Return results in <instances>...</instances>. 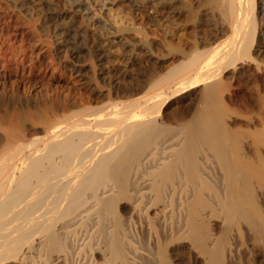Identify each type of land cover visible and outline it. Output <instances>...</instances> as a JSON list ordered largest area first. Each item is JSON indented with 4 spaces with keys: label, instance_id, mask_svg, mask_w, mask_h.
Returning <instances> with one entry per match:
<instances>
[{
    "label": "bare ground",
    "instance_id": "obj_1",
    "mask_svg": "<svg viewBox=\"0 0 264 264\" xmlns=\"http://www.w3.org/2000/svg\"><path fill=\"white\" fill-rule=\"evenodd\" d=\"M194 1L197 12H187L201 23L208 9L213 34L177 41L181 61L162 75L156 69L149 92L123 86V101L53 122L0 90V264H264V94L246 93L264 81V1ZM80 2L72 0L74 9ZM49 6L0 0L1 85L18 61L32 62L18 21L46 22ZM51 19L64 24L55 31L62 46L75 17L59 11ZM69 63L61 67L77 73ZM109 72L92 79L106 83Z\"/></svg>",
    "mask_w": 264,
    "mask_h": 264
},
{
    "label": "rangeland",
    "instance_id": "obj_2",
    "mask_svg": "<svg viewBox=\"0 0 264 264\" xmlns=\"http://www.w3.org/2000/svg\"><path fill=\"white\" fill-rule=\"evenodd\" d=\"M45 1H47V3L50 5L49 8H51L46 13L44 12L47 16L48 15L50 16L49 20L45 22L43 17L39 15L40 17L36 16L37 18L35 17V19L33 20L30 19L31 21L29 19L25 20L24 18L18 21V23L20 22L19 23L20 26L21 27L23 26L22 31L26 35L25 36L26 40H28L27 41L28 42L27 48L29 49L28 51H32V52H29L31 58L30 57H29L30 59L27 58L29 60H32V62H30L31 65L28 64V61L26 62V60H25V63L24 61L22 63L18 61L17 65L15 66L16 68L12 71V74H13L11 76L12 78L10 77L9 83H7V86H6L7 88L4 85L0 84V90L1 92L2 91L5 93L8 92L7 94L10 95V96L8 95L9 99L10 97L15 96L14 99L13 97L11 98V102H14V103L18 102L17 104H22V105H25V104L27 105V103L29 102L30 103V104L28 103L29 105L27 106L25 105L26 108L29 107L28 110H26L27 112L34 113L39 110L48 111L49 114H52L50 116L52 117L53 122L63 120L64 113L69 114L70 112H74V110L77 108H79L77 110H83L86 106H89L88 108L91 107V108L101 109L103 108V104H105V106L106 104L107 106L110 104H117L123 101L124 99H126L127 94H128L127 92L128 90L130 91L132 89L131 87H133L134 89H137V87L141 88L142 92L151 91L149 89H153L152 87L154 86V84H152L154 82L152 81H154V79H157V77L159 76V73H157L156 71L159 72L161 69V71L162 70L163 71L160 73V75L165 74L168 72V70L176 66L179 63L178 61H181V58L178 57L179 56L178 52L175 50L177 47L176 46L177 41H178V44L181 41V43L183 42L182 44L184 45H190L195 39L200 40L204 32L209 31L213 34V32L210 31L208 27L210 26L211 20H212V19L210 20L211 12H209L208 9L206 10L205 7L201 8V14L199 15V18H201L204 25L207 24V27L203 26L202 22H201L202 24L200 22L197 23L196 20H194L195 19L194 17H193L194 19L191 18L192 16L195 15V14L192 15V13H194V10L195 12H197V9L195 8H197L198 4L194 0H190V1L180 0L181 2L183 1L182 3H184L185 1L186 2L188 1L187 3L185 2L184 5H182V3L177 0H176L177 1L176 3H175V0H173V2H170L171 0H103V1L102 0L101 1L100 0H80L82 1V3L80 2V5H81L80 8H75V9L73 7L72 0H45ZM161 1L162 2L164 1V2L162 3ZM206 2H207L206 0H202L203 5H205ZM177 3H178V9H176ZM194 3H196L195 4L196 7L192 6ZM159 4H161L162 6ZM179 4L181 6L180 8H179ZM186 4H187V8H184ZM188 4L190 5L192 4V5L188 6ZM182 7L184 9H182ZM191 7L193 8L191 9V11L192 10L193 11L192 13L190 11L189 13L191 14L189 15L187 11L190 10L188 8H191ZM78 10L81 12H78ZM59 11L69 13L70 17L74 16L75 19L73 21L76 23L75 24L73 23V21L70 20L69 27L71 29V33H70L71 35L68 36V38L70 37L69 38L70 40L67 38L68 39L66 42L67 45L65 43L63 44L64 46L62 45L63 47L59 45L58 39L55 36L56 28L59 25H62L63 22L61 21L62 22L61 23L59 21L60 22L59 23V22H55V20L52 21L51 19L52 16ZM8 13L10 14L11 12H8ZM161 13L162 14L164 13V14L162 15ZM2 15L6 17V15L4 14ZM200 16H203V17H200ZM72 23H73V26H72ZM27 24H29V26ZM27 26L29 30L28 28H25ZM71 27L75 30V32L74 30H72ZM30 28L32 29V31ZM260 31L264 33V27H262ZM75 33H78V34L75 35ZM145 33L147 34V36ZM195 35L197 36V38L194 37ZM190 39L192 40V42L190 41ZM96 41H99L100 43V46L102 49L101 54L103 55V57H105V60H104L105 62L104 61L101 63L98 62L99 59L97 58L99 56L98 54L99 52H97V50L93 48L95 47L94 43H96ZM147 43L149 44V47H153L150 49L147 48L148 50L153 49L152 53L147 52L148 51L146 50ZM172 46H174L175 49ZM62 49H65V50H62ZM79 49H80V54H79L80 57H78L79 55H77V58H74L75 56L72 54L74 53V51L75 53L78 52ZM167 49L168 51H166ZM169 49L174 50L176 55L174 54V51L173 53H171L170 52L171 50ZM18 51L20 52L21 50H18ZM153 52H155V55ZM18 53L17 55L19 56L17 60H22L23 56L20 57L22 53L21 54L20 53L18 54ZM161 53L166 54V56L165 55H164L165 57L161 56L162 55ZM149 54L152 55L153 57L152 59L148 56ZM56 55L58 56V58H56L57 57ZM32 57L33 58L35 57V58L33 59ZM43 62H46V63H43ZM69 62L72 64L74 63V65L76 63L75 67L77 68V73L72 72L73 73L72 74L69 68L65 69L61 67L63 63L68 64ZM98 65H99V68H97ZM93 67H95V69ZM164 68H168V69L166 70ZM108 71H111L109 72L111 74H108L107 76H105L106 78L105 80H106V83H109L111 85V87H108L110 85L104 83L105 81H103V79L101 78L97 80L98 83L95 80H93L95 78L94 76L100 77V74H102L103 72H108ZM78 72L80 74L82 73L83 74L80 75ZM92 73L94 74L92 75ZM42 75L46 77H43ZM112 75H114V77ZM146 76L148 77V80ZM50 78L52 81L50 80ZM77 78L80 80H78ZM139 79L140 81H138ZM144 79H146L147 81ZM110 80L111 82H109ZM142 80H144V82ZM38 81L39 82L42 81V83H38ZM47 82H49V85L46 84ZM263 82L264 81H261L258 84L260 87H262L263 90L260 87H258L256 84H254L252 85V87L250 86L252 91L250 90V88L248 91H246L247 96L251 95L252 97H255L258 94V91L259 93L264 94L263 93L264 91ZM11 83H13L12 85H16V86L12 87V85H10ZM37 83L40 85L38 86ZM78 83H80V85H78ZM94 85H96V87ZM129 85L131 87H129ZM90 86L93 89L95 87L94 93H91L88 90ZM115 86L116 87L118 86L119 96L117 95L118 93L116 94V92L113 91L115 90L114 88ZM123 86H127V88ZM253 86H257L258 88L257 91H256V87H253ZM9 87L11 90L9 89ZM69 87L70 89H68ZM124 88H126L127 90ZM96 89L99 90V92L101 91V93H99L98 91L96 92ZM124 90H126L127 92L125 93ZM122 94L123 95L125 94V95L123 96ZM117 96L120 99H118ZM63 98H65V100ZM18 99H21V100L18 101ZM116 99H118V101ZM65 102H67L66 103L67 105L65 104ZM44 103L47 108L49 106L50 108L46 109V107L44 106ZM86 103L88 104L86 105ZM96 103L98 104V106ZM40 104H42V106L44 107L43 109ZM73 104L75 105V107L73 106ZM38 106H40L41 108H39ZM30 108H32V110H30ZM72 109L74 110L72 111ZM52 111L53 112L55 111L54 113L57 112V114H54ZM187 111H191V109ZM259 121L258 122L256 121L257 124L258 123L260 124L262 121H264V117L261 122ZM239 122L240 120L237 121L238 129L242 127V125L245 123V120H241V123ZM171 123H173V121H171ZM239 126L241 127L239 128ZM244 126L243 127L245 128V130L248 129L246 127L247 126L246 123ZM253 130L254 129L251 128V131ZM15 264H19V263H15Z\"/></svg>",
    "mask_w": 264,
    "mask_h": 264
}]
</instances>
